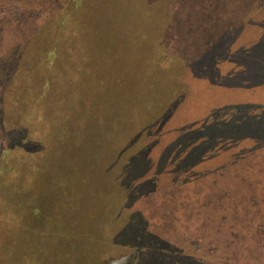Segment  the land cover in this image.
Instances as JSON below:
<instances>
[{"label":"rangeland","instance_id":"rangeland-1","mask_svg":"<svg viewBox=\"0 0 264 264\" xmlns=\"http://www.w3.org/2000/svg\"><path fill=\"white\" fill-rule=\"evenodd\" d=\"M0 264H264V0H0Z\"/></svg>","mask_w":264,"mask_h":264}]
</instances>
